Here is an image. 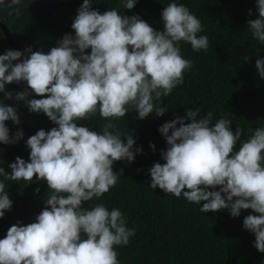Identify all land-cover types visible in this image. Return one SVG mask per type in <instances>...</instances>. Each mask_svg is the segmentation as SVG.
I'll return each mask as SVG.
<instances>
[{
  "label": "clouds",
  "instance_id": "9594fccd",
  "mask_svg": "<svg viewBox=\"0 0 264 264\" xmlns=\"http://www.w3.org/2000/svg\"><path fill=\"white\" fill-rule=\"evenodd\" d=\"M21 2L5 5L0 0V6ZM136 2L121 0L128 10ZM256 4L258 18L249 20L247 28L264 45V0ZM161 18L163 31H158L139 15H121L113 8L101 14L91 0H83L71 24L75 34H65L47 53L28 47L0 55L4 99L23 100L30 112L43 113L56 125L26 140L29 161L17 156L9 164L10 173L0 167L4 180L30 184L35 178L48 187L45 207L35 222H17L0 239V264H120L115 246H127L135 229L126 226L118 208L109 211L102 202L84 207L116 186L115 162L131 163L142 152L133 151L132 135L121 134L112 120L130 111L141 120L152 113L163 116L168 109L161 106L162 97L183 84L184 72L192 67V61L181 55L180 42L196 52L210 46L206 35L198 36L201 21L184 4L169 3ZM255 67L264 79V58L256 59ZM21 82L27 85L24 91L6 90V85ZM31 94L44 98L28 99ZM97 112L108 121L102 129L78 126V121ZM199 112L188 109L186 116L159 127L167 143L161 152L165 163L149 169V186L177 198L182 195L200 205L202 213L226 209L239 217L241 210L251 209L256 215L245 216L243 227L255 235L254 247L264 253V127H256L241 141L244 129L238 125L233 132L230 118L213 124L211 111L201 118ZM9 120L20 124L16 107L0 103V144H15L24 135L18 130L10 137L5 123ZM150 148L155 150V145ZM4 180L0 218L13 205Z\"/></svg>",
  "mask_w": 264,
  "mask_h": 264
},
{
  "label": "trees",
  "instance_id": "16d2710c",
  "mask_svg": "<svg viewBox=\"0 0 264 264\" xmlns=\"http://www.w3.org/2000/svg\"><path fill=\"white\" fill-rule=\"evenodd\" d=\"M91 2L101 14L113 8L121 15H139L158 31H163V8L171 2L184 4L201 21L203 31L198 36L206 35L210 45L207 51L196 52L189 43L180 42L181 55L192 61V67L184 72L183 84L162 97L161 106L168 109L163 116L152 113L141 120L138 113L130 111L126 117L112 120L121 134L132 135L133 151L141 148L142 152L131 163L115 162L113 171L119 177L116 186L99 200L85 202L84 207L102 202L109 211L118 208L126 218V226L135 229L127 246H115L120 264H264V253L254 247L255 235L243 227L245 216L256 215L251 209L241 210L239 217H232L226 209L202 213L200 205L189 203L182 195L177 198L149 186V169L154 163H165L161 152L167 143L159 127L177 116H186L188 109L199 108L198 118L211 111L213 124L220 118H230L233 132L238 125L244 129L241 141L248 139L256 127H264V79L255 67L256 59L264 58V45L247 28L248 21L259 15L256 0H137L131 10L124 9L121 0ZM82 3L83 0H23L13 7L0 6V21L21 52L31 47L47 53L65 34H75L71 24ZM9 49L0 28V55ZM86 52L90 54V49ZM245 56L249 59L244 60ZM5 87L15 93L24 91L27 85L13 83ZM32 98L44 97L31 94L28 99ZM0 103L16 107L20 119L19 125L11 120L5 122L10 137L18 130L24 133L15 144H0V167L10 173L9 164L17 156L29 161L26 140L38 130L49 131L56 125L43 113L30 112L23 100H6L0 93ZM77 123L99 131L108 121L97 112ZM150 144L155 145V150ZM0 180H4L3 176ZM4 183L13 205L0 218V239L17 222H35L48 198L45 181L34 178L30 184Z\"/></svg>",
  "mask_w": 264,
  "mask_h": 264
},
{
  "label": "water",
  "instance_id": "95a60500",
  "mask_svg": "<svg viewBox=\"0 0 264 264\" xmlns=\"http://www.w3.org/2000/svg\"><path fill=\"white\" fill-rule=\"evenodd\" d=\"M22 1H23V0H22ZM4 3H5V5H7L8 3H10V0H4ZM0 28H1L2 32H3V34L5 35L6 40H7L8 44H9L11 50H19V49L15 46L13 40L11 39V36H10L9 30L7 29L5 23H3V22L0 21ZM19 51H20V50H19ZM23 58H24V57H22L21 59H23ZM21 84H25V85H26L25 82H21Z\"/></svg>",
  "mask_w": 264,
  "mask_h": 264
}]
</instances>
